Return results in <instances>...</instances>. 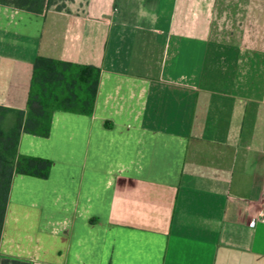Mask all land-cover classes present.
Instances as JSON below:
<instances>
[{
    "label": "crops",
    "instance_id": "1",
    "mask_svg": "<svg viewBox=\"0 0 264 264\" xmlns=\"http://www.w3.org/2000/svg\"><path fill=\"white\" fill-rule=\"evenodd\" d=\"M0 4V103L38 55L101 67L92 115L23 133L1 257L32 264H264V0Z\"/></svg>",
    "mask_w": 264,
    "mask_h": 264
},
{
    "label": "trees",
    "instance_id": "2",
    "mask_svg": "<svg viewBox=\"0 0 264 264\" xmlns=\"http://www.w3.org/2000/svg\"><path fill=\"white\" fill-rule=\"evenodd\" d=\"M0 4L34 13H42L52 5L65 6L60 0H0ZM101 73L97 65L38 55L33 65L27 108L18 111L17 122L9 130L4 129V120L12 108L0 103V250L15 175L48 178L53 165L49 158L20 152L22 134L49 136L56 110L94 114ZM0 264L32 263L1 257L0 253Z\"/></svg>",
    "mask_w": 264,
    "mask_h": 264
},
{
    "label": "built area",
    "instance_id": "3",
    "mask_svg": "<svg viewBox=\"0 0 264 264\" xmlns=\"http://www.w3.org/2000/svg\"><path fill=\"white\" fill-rule=\"evenodd\" d=\"M257 220L264 221V208L260 210V212L258 213V216L257 217H252L250 219V223L254 225Z\"/></svg>",
    "mask_w": 264,
    "mask_h": 264
},
{
    "label": "rangeland",
    "instance_id": "4",
    "mask_svg": "<svg viewBox=\"0 0 264 264\" xmlns=\"http://www.w3.org/2000/svg\"><path fill=\"white\" fill-rule=\"evenodd\" d=\"M15 123H16V119L15 118H13V120L9 119L6 122V124L4 126V129L9 130L13 125H15Z\"/></svg>",
    "mask_w": 264,
    "mask_h": 264
}]
</instances>
